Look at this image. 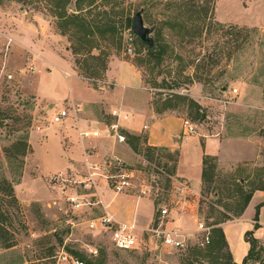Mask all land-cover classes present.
Segmentation results:
<instances>
[{"label":"rangeland","instance_id":"rangeland-1","mask_svg":"<svg viewBox=\"0 0 264 264\" xmlns=\"http://www.w3.org/2000/svg\"><path fill=\"white\" fill-rule=\"evenodd\" d=\"M185 1L189 0H84L77 11L76 0H0V180L10 183L16 199L6 206L12 215L6 238L13 246L5 249L0 242V264H65L54 263L51 255L63 248L91 258L88 247L97 249L93 258L104 264L191 261L187 251L160 244H147L141 250L116 249L108 233L87 228L92 218L103 215L100 206L75 211L67 201L76 194L96 199L78 185L85 171L73 121L110 122V109L120 100L148 128L164 120L169 131L181 130L175 138L178 142L197 134L202 140H218L222 148L220 161L214 156L217 168L210 189L202 193L200 186L198 194L175 178L177 148L149 145V130L126 131L138 138L136 149L127 144L118 154L122 167L135 171L125 194L142 201V223L150 224L149 213L151 223L157 220L160 207L170 205L179 186L187 187L189 204L185 217H178L176 223L181 229L195 228L191 215L206 225L232 215L239 199L234 185L239 181L245 192L264 188V0H197L198 7H209L207 16L211 11L209 22L205 21L211 23L209 30L204 28L190 40L164 27L168 49L157 63L125 19L145 10L144 25L150 28L182 12L168 7L169 3ZM62 8L68 15L81 13L92 27V36L85 37L86 30L76 23L56 18ZM44 32L58 36L53 46L78 79L68 81L52 66L43 67L42 60L34 57L36 51L25 48L30 42L36 46ZM129 72L141 80L137 90L118 86L117 76L131 78ZM74 85L72 99L68 90ZM52 88L61 97L55 111L38 96ZM72 107L79 109L75 116L69 112L64 123H51L57 110ZM184 121L195 126V133L183 132ZM61 173L69 181L55 183L52 178ZM105 189L109 188L105 185ZM215 192L220 193L219 199ZM191 234L195 243L200 234ZM195 264L209 263L199 258Z\"/></svg>","mask_w":264,"mask_h":264},{"label":"crops","instance_id":"crops-1","mask_svg":"<svg viewBox=\"0 0 264 264\" xmlns=\"http://www.w3.org/2000/svg\"><path fill=\"white\" fill-rule=\"evenodd\" d=\"M41 34L42 36H39V38L36 35L37 40L39 41L36 46H34L33 42H30V44L28 43L27 47L25 48L28 50L33 48V50L36 51L34 57L40 58L42 60V64L44 65L43 67L47 65L52 66V68H55L60 73H62V75L66 77L68 81L70 78H74L75 80L78 79L77 76L73 75V72H69L70 68L68 65L61 62V58L53 46V43L58 36H53L50 34L45 35V32L44 34ZM13 48L14 50H17L15 47ZM128 76L131 78L124 77V79H122L121 75L117 76L118 82L121 81L118 83V86L122 87L123 89L130 87L137 90L141 83L140 78L138 75H132L130 72L128 73ZM123 80H126L129 84L133 85L123 83ZM75 89L76 88L74 85V87H69L68 90L72 99L75 96ZM117 92L120 93L119 89ZM38 96L41 99L50 102L52 105L57 104L61 99L57 92H54L53 88L49 93L45 95L39 94ZM114 110L119 111L121 115V118L118 120V125L122 131H131L134 132L132 134H140L142 130H149V145L164 146L169 149L177 148L178 157L176 161L175 178L181 179L188 185V188L191 187L190 190L192 192L199 194L201 186L202 158L204 155L217 156L218 160L220 161V156H222V148L218 140L214 138H204L202 140L200 139V135L193 134L183 137L182 140L178 142L175 138L179 137L181 130L178 128L174 129V131H169L165 126L166 122L164 120H157L155 123L149 126L150 128H148V125L144 124L138 115H134L131 109L124 106V103L121 100L110 109V116L111 112ZM124 115H128V117L124 119ZM113 121H115L114 117H112L110 122L76 119L73 121V124L79 130H83L88 126L96 128L97 123L99 122L110 124ZM73 137L75 138L79 148L81 166L84 160V152L89 155V160L101 162L103 156L105 158L110 156L120 158L118 154L119 148L127 145L126 143L114 145L111 141L107 140H96L91 142L80 141L76 131H74ZM230 149L231 148H229V150ZM101 155L103 156L101 157ZM98 193L101 194L100 199L105 206V210H102V214L107 213L108 215L112 216L116 222L121 224L131 223L133 221L140 230H143L148 226L147 222L142 223L143 221L141 220L144 216L142 210L140 211L142 206L141 200L137 201L135 197L126 195L125 193L113 194L109 189H105V186L103 185L99 186ZM263 202L264 192H254L246 209L239 217L228 220L220 225L234 264H241L248 253L249 245L244 239V236L247 232H252L254 238L264 246V206L259 208L257 220H255L256 207ZM147 215L149 216L148 221L151 223L150 213ZM255 225H257V227H255Z\"/></svg>","mask_w":264,"mask_h":264},{"label":"built area","instance_id":"built-area-1","mask_svg":"<svg viewBox=\"0 0 264 264\" xmlns=\"http://www.w3.org/2000/svg\"><path fill=\"white\" fill-rule=\"evenodd\" d=\"M129 40H131V38ZM9 43L10 39L8 45ZM128 53H131V50H128ZM3 69L1 74L3 73ZM5 76L8 80L12 79V75L9 73H5ZM232 93L236 94L237 90L232 89ZM55 110L56 108L53 106L50 111ZM69 112H73L75 116L77 112H79V109H75L74 107H72V109H59L51 116V123L54 125L64 123L69 116ZM111 116L115 118V121L110 124L99 122L96 128L88 126L83 130H79L75 126L78 139L87 142L107 140L111 141L114 145L125 144L126 137L118 125V120L121 118L119 111H112ZM127 117L128 115L123 116L124 119ZM183 129V132L186 134L195 133V126L188 121H184ZM83 156L84 160L82 166L85 171V176L78 182V185H82L84 189L91 191L90 193L92 194H90V197L92 196L91 198L96 199L92 201L87 198L86 194L84 196H82V194H76L75 196L67 198V201L72 210L75 211H78L82 207L89 209L94 206H100L104 211L105 206L100 199L101 194L98 193L99 186L106 185L113 194H123L132 186L135 171L122 167L120 159L114 156L107 157L101 162L89 160V155L85 152ZM52 179L55 183L59 181L66 183L69 181L68 178H64L63 173L58 174ZM142 193H144V191H142ZM188 205L187 187L179 186L173 190V197L170 205L161 206L157 220L150 223L143 230L138 229L133 221L125 224L118 223L107 213L92 218L87 223V228L89 230H98L101 233H108L112 245L119 250H141V248L147 244H160L170 249L183 251H187L194 245L203 248L209 244L211 226L201 222L195 215L188 216L189 218L195 217L196 219L195 228L191 230H188L189 228L181 229L179 225L176 224L179 221L178 217H185ZM193 232L200 234V237L198 239L196 238L195 243H193L191 239V233ZM144 236L146 239L143 240ZM87 252L90 256H97V249L95 248L88 247ZM52 258L54 263L56 260V263L61 261L65 264H84L81 260L74 257L63 248L58 251L56 255L52 256Z\"/></svg>","mask_w":264,"mask_h":264},{"label":"trees","instance_id":"trees-1","mask_svg":"<svg viewBox=\"0 0 264 264\" xmlns=\"http://www.w3.org/2000/svg\"><path fill=\"white\" fill-rule=\"evenodd\" d=\"M83 1L84 0H76L75 7L77 11H81L80 7L81 2ZM198 2L199 1L197 0H189L182 3L180 2L178 5L174 4L173 6H171V3H169L170 6H168L169 4H166V6L175 7L179 10V12H182H180V14H178L177 16L166 19L165 21L151 24L150 28L153 29L154 35V37H152V46L148 47L147 45H144L140 42L141 45L145 47V50L149 57H152L157 61V63H160L163 55L166 53L168 45L164 41V27H168L172 30H178L180 31V33H184L183 36L189 37L190 40L191 38L200 35L204 28L206 31L209 30V25H211V23L209 25H206L205 21L208 20L209 22L211 11L209 12L210 15L207 16L209 7L207 6L206 8L202 9L201 7L197 6ZM91 6L92 4L88 5V7ZM142 16L145 18V10H142ZM56 18L66 20V22H70V24L72 25L76 23L79 28L81 27L86 30V33H84L85 37H90L93 34V31L91 29L92 27L86 21L84 16L81 15V13L68 15L66 12V8H62L61 13L57 15ZM131 20V16L126 17L125 24L127 28H130ZM107 30L111 33L113 32L112 29H106L105 31ZM105 31L98 32L100 35H103ZM192 31L194 32L193 34H195L193 36L191 35ZM122 133L126 137V144L136 149L138 138L129 135L126 131H122ZM25 147L26 145L23 144L22 155H24ZM216 168V158L214 156L204 155L202 158L201 172L202 193L210 189V186L213 183V179L215 176L214 172L216 171ZM243 186L244 184L240 183V181L238 184L234 185V192L239 196V199H237L235 212L232 215H223L221 219L219 218L208 225L212 227V229L210 230L209 244H207L203 248L194 245L187 250L189 258H191V261H189L188 264H195L197 260H199V258L205 259V261L209 264H234L220 225L228 220L239 217L246 209L254 192H264V188L260 187H253L248 192H245ZM0 192V194H3V197H0V242L4 245L3 248L9 249L13 245L9 242L10 239L6 238V235H8V229H6V227L8 225H11L12 221L10 217L12 215L9 213V211H7L6 206H12V204L16 202V199L13 193V189L6 179L0 180ZM215 198H220L219 192H215ZM262 206H264V202L256 207L255 220H257L258 210ZM255 227H257V225H255ZM244 239L249 245V250L241 264H264V246L254 238L252 232H247L244 236ZM67 252L81 260L84 264H104V261L101 259H94L93 257L87 258L83 254L71 250H68Z\"/></svg>","mask_w":264,"mask_h":264},{"label":"water","instance_id":"water-1","mask_svg":"<svg viewBox=\"0 0 264 264\" xmlns=\"http://www.w3.org/2000/svg\"><path fill=\"white\" fill-rule=\"evenodd\" d=\"M130 31L142 44L151 47L153 44L150 34L153 33V29L147 28L144 25L142 10L135 13L131 20ZM54 105H51L53 107Z\"/></svg>","mask_w":264,"mask_h":264}]
</instances>
